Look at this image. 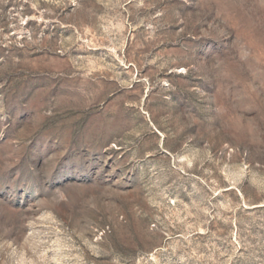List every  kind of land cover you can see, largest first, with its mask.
Segmentation results:
<instances>
[{"label":"rangeland","instance_id":"rangeland-1","mask_svg":"<svg viewBox=\"0 0 264 264\" xmlns=\"http://www.w3.org/2000/svg\"><path fill=\"white\" fill-rule=\"evenodd\" d=\"M0 264H264V0H0Z\"/></svg>","mask_w":264,"mask_h":264}]
</instances>
